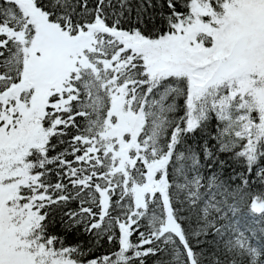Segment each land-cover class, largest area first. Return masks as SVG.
I'll use <instances>...</instances> for the list:
<instances>
[{"label":"snow or ice","instance_id":"1","mask_svg":"<svg viewBox=\"0 0 264 264\" xmlns=\"http://www.w3.org/2000/svg\"><path fill=\"white\" fill-rule=\"evenodd\" d=\"M0 264H264V0H0Z\"/></svg>","mask_w":264,"mask_h":264}]
</instances>
